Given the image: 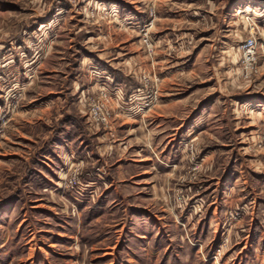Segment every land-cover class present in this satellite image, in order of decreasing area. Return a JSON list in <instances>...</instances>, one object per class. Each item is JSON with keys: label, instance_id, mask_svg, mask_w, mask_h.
Here are the masks:
<instances>
[{"label": "rangeland", "instance_id": "obj_1", "mask_svg": "<svg viewBox=\"0 0 264 264\" xmlns=\"http://www.w3.org/2000/svg\"><path fill=\"white\" fill-rule=\"evenodd\" d=\"M0 264H264V0H0Z\"/></svg>", "mask_w": 264, "mask_h": 264}, {"label": "built area", "instance_id": "obj_2", "mask_svg": "<svg viewBox=\"0 0 264 264\" xmlns=\"http://www.w3.org/2000/svg\"><path fill=\"white\" fill-rule=\"evenodd\" d=\"M244 58L250 64L254 60L255 55V41L249 39L242 45ZM96 68H94L93 72ZM102 73H106L102 71ZM159 86L155 77L143 74L140 78L139 85L131 92L126 99L118 93L110 94L105 83L102 82L97 87V93L92 98V104L89 108L87 120L93 126L108 125L110 118L119 111L121 115H142L149 111L158 100ZM117 102L116 107L113 108V101Z\"/></svg>", "mask_w": 264, "mask_h": 264}]
</instances>
